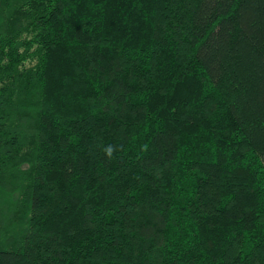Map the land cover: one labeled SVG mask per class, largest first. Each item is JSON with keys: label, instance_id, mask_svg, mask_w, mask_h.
Returning <instances> with one entry per match:
<instances>
[{"label": "trees", "instance_id": "16d2710c", "mask_svg": "<svg viewBox=\"0 0 264 264\" xmlns=\"http://www.w3.org/2000/svg\"><path fill=\"white\" fill-rule=\"evenodd\" d=\"M0 264H264V0H0Z\"/></svg>", "mask_w": 264, "mask_h": 264}, {"label": "clouds", "instance_id": "9594fccd", "mask_svg": "<svg viewBox=\"0 0 264 264\" xmlns=\"http://www.w3.org/2000/svg\"><path fill=\"white\" fill-rule=\"evenodd\" d=\"M103 151L105 153L106 158L111 159L113 156V153H114V151H116V149L112 145H109L106 148H104Z\"/></svg>", "mask_w": 264, "mask_h": 264}]
</instances>
